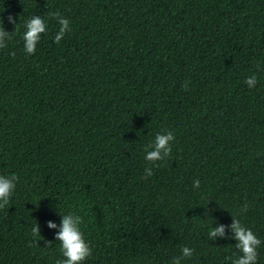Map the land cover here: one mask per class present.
Instances as JSON below:
<instances>
[{
	"label": "trees",
	"instance_id": "obj_1",
	"mask_svg": "<svg viewBox=\"0 0 264 264\" xmlns=\"http://www.w3.org/2000/svg\"><path fill=\"white\" fill-rule=\"evenodd\" d=\"M33 15L46 31L29 54ZM0 19V175L17 177L0 264L63 258L69 212L82 264H173L182 246L180 264H232L234 220L264 264V0H0ZM165 130L170 153L145 160Z\"/></svg>",
	"mask_w": 264,
	"mask_h": 264
},
{
	"label": "clouds",
	"instance_id": "obj_2",
	"mask_svg": "<svg viewBox=\"0 0 264 264\" xmlns=\"http://www.w3.org/2000/svg\"><path fill=\"white\" fill-rule=\"evenodd\" d=\"M59 29L55 33L53 40L59 42L66 30L69 28V21L66 17L55 13ZM9 22L13 23V17H8ZM46 31L45 21L42 17L33 15L24 23V31L22 33L24 51L31 54L34 52L37 42L41 39V33ZM4 37L10 38V34L3 28V20L0 19V47L5 45ZM257 82L256 74L253 73L245 77V83L249 88L254 87ZM174 139L173 132L165 130L157 132L150 142V150L145 152V160L155 161L161 160L171 151V143ZM163 153V154H162ZM146 175H151V168L144 169ZM17 177L15 174L0 175V205L7 203L8 199L15 187ZM199 180L193 181V187H198ZM80 217L73 215L71 212L64 214L61 219L60 229L55 234L60 243V249L63 258H58L55 264H82L87 256L91 253L88 242L84 239L80 230ZM49 227H55L51 221L48 222ZM234 233L235 247L240 250V254L232 259V264H255L257 260V246L261 243L260 239L254 234L251 228H247L241 224L239 220H234L230 226ZM223 226L209 229L208 235H222ZM33 236L37 234L35 225L31 228ZM193 249L188 246L181 247V257L190 256ZM181 257H174L173 264H180Z\"/></svg>",
	"mask_w": 264,
	"mask_h": 264
}]
</instances>
